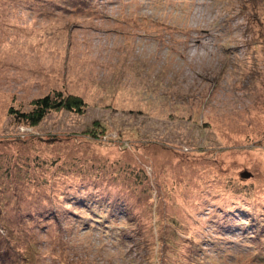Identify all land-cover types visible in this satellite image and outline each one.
I'll list each match as a JSON object with an SVG mask.
<instances>
[{
	"label": "rangeland",
	"instance_id": "rangeland-1",
	"mask_svg": "<svg viewBox=\"0 0 264 264\" xmlns=\"http://www.w3.org/2000/svg\"><path fill=\"white\" fill-rule=\"evenodd\" d=\"M0 264H264V0H0Z\"/></svg>",
	"mask_w": 264,
	"mask_h": 264
},
{
	"label": "trees",
	"instance_id": "trees-1",
	"mask_svg": "<svg viewBox=\"0 0 264 264\" xmlns=\"http://www.w3.org/2000/svg\"><path fill=\"white\" fill-rule=\"evenodd\" d=\"M83 102V100L81 98H77L76 100H74L73 102L71 101V99H68V100H63V97L62 95L59 93L57 96L55 97H52L51 95L47 94L43 97H39V98H36V101H35V104H34V108L31 110L34 114V116L36 117H33L31 116L32 114L30 113H22V117L28 119V120H31L30 122H35L37 121V119H40L41 117H43L45 115V112L47 110H50L51 108H74L72 106L73 105H81ZM21 115V114H20ZM27 115V116H25ZM31 118V119H29ZM35 118V119H34ZM7 230H9L7 228ZM9 247L6 246V249H8Z\"/></svg>",
	"mask_w": 264,
	"mask_h": 264
},
{
	"label": "water",
	"instance_id": "water-1",
	"mask_svg": "<svg viewBox=\"0 0 264 264\" xmlns=\"http://www.w3.org/2000/svg\"><path fill=\"white\" fill-rule=\"evenodd\" d=\"M251 173H248V172H243V175L244 176H250Z\"/></svg>",
	"mask_w": 264,
	"mask_h": 264
}]
</instances>
